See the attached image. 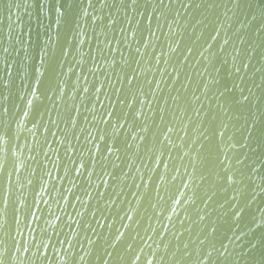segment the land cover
Listing matches in <instances>:
<instances>
[{"label": "water", "instance_id": "water-1", "mask_svg": "<svg viewBox=\"0 0 264 264\" xmlns=\"http://www.w3.org/2000/svg\"><path fill=\"white\" fill-rule=\"evenodd\" d=\"M17 2L0 0L6 264H208L212 245L213 264H264V0H84L58 29Z\"/></svg>", "mask_w": 264, "mask_h": 264}, {"label": "snow or ice", "instance_id": "snow-or-ice-1", "mask_svg": "<svg viewBox=\"0 0 264 264\" xmlns=\"http://www.w3.org/2000/svg\"><path fill=\"white\" fill-rule=\"evenodd\" d=\"M84 0H22V2H17L15 3V7L16 8H20V7H24L25 10L27 11L28 9H35L38 13L37 15V20L39 21L40 25L43 26L44 25V20L42 19V17H47L49 20L52 19L51 16H49L48 14L51 13L55 16V27L58 29L61 27L62 22L64 24H69L70 21L67 19L68 16V12L69 10H72L74 8V4H83ZM98 3L100 5V8L103 9L106 5H107V0H98ZM121 4H125L127 3V7H132V6H136L137 8L140 5V0H120ZM169 3H171V0H169ZM233 3L239 7V3L240 0H233ZM159 4L160 5H165V0H159ZM88 6L95 8L96 5L92 3V0H88ZM191 6V5H189ZM197 8L200 5H195ZM13 7V4H9V8ZM161 11V15L166 14V12H170L171 9H168L166 7H162L160 9ZM27 14L29 15V17H31V12L28 11ZM74 15H87V12L83 9H81L80 11H76L74 12ZM96 19H100L101 21H103V16L101 17H96L93 19V23H95ZM253 19H255V17H253ZM116 21L113 19H109V23L107 25H104L103 23L100 26V33L99 35L96 37V39H99V36L102 35L105 38V42H107V44H110V42L107 40L108 38V32L106 31V29L111 28V25L114 24ZM52 28V24L50 23L47 26V29L50 30ZM50 34V33H49ZM39 35V34H38ZM67 35V34H66ZM19 43V41H17ZM69 43L71 41H68ZM79 44L83 45L85 43V41L83 40H79L78 41ZM106 44V46H107ZM5 52H7V49H4ZM62 54L66 55V51L62 48L61 49ZM101 54H102V50H101ZM42 75V73H41ZM4 87L7 88L8 84L5 83ZM85 91H87V89H85ZM245 99H247V97H245ZM6 111V109H5ZM221 135H223V133H221ZM0 139H2V137H0ZM130 147V146H129ZM83 167V165H81ZM254 171H258V170H254ZM228 180L231 181L232 177H228ZM8 207L7 201L5 200L4 205H3V209L6 210ZM18 210V209H17ZM2 211V210H0ZM14 220L15 223L19 224L20 220L18 218H16L14 216ZM6 222V221H5ZM213 231H215V229H213ZM204 241H201V243H203ZM37 251L40 250V245H37ZM187 247V245L185 246ZM21 249L19 247L16 248V251H20ZM25 252L29 251L28 248H24L23 249ZM213 251H218L217 249H215V245H212V251H208L206 253V259L208 261V264H213ZM220 255H223V253H221ZM40 257H38L39 259ZM13 259V256L11 255V249L9 248H4V249H0V264H6V260L7 261H11ZM47 257L45 256L43 258V260H46ZM201 259H204V257H201ZM43 260H42V264H43Z\"/></svg>", "mask_w": 264, "mask_h": 264}]
</instances>
